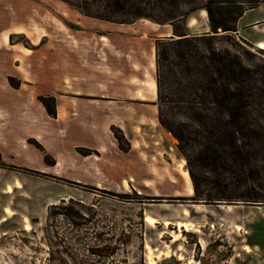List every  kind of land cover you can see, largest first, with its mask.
I'll return each mask as SVG.
<instances>
[{
  "label": "rangeland",
  "instance_id": "obj_1",
  "mask_svg": "<svg viewBox=\"0 0 264 264\" xmlns=\"http://www.w3.org/2000/svg\"><path fill=\"white\" fill-rule=\"evenodd\" d=\"M46 6L47 22L61 19L83 35L73 39V48H84V16L59 0ZM198 11L187 15L185 25ZM254 17L264 19V4L243 21ZM248 32L246 40L236 31L231 40L218 37L217 46L241 53L246 64L264 65V50L252 43L254 34L264 41V20ZM16 41L29 47L23 37ZM67 91L69 104L55 131L46 125L38 141L25 140L35 157L23 154L0 165V264H264V205L193 201L177 141L154 118H144L143 106L137 108L144 117L119 122L134 136L135 163L111 154L84 159V91ZM147 215L154 226L145 222ZM177 222L188 230H178Z\"/></svg>",
  "mask_w": 264,
  "mask_h": 264
},
{
  "label": "crops",
  "instance_id": "obj_2",
  "mask_svg": "<svg viewBox=\"0 0 264 264\" xmlns=\"http://www.w3.org/2000/svg\"><path fill=\"white\" fill-rule=\"evenodd\" d=\"M47 4L42 0H0L2 162L23 154L33 159V153H37L26 145V138L38 141L46 125L51 130L53 124L55 131L60 110L69 104L67 90L80 89L84 91V159L92 156L102 159L111 154L119 161L123 155L121 162L135 163L134 136L119 122H136L143 116L138 114L144 112L137 107L143 106L150 116L143 117L154 118L158 123L155 41L173 37L172 26L146 19L115 24L84 17V48L74 49L73 39L80 41L83 35L59 18L47 22L42 16V9H49ZM252 10L246 11L236 24V34L244 40L248 27L264 20L254 17L243 21ZM185 33L188 36L211 33L204 10L189 19ZM17 37L26 39L29 47L16 41ZM253 37L252 43L264 50L262 38L257 34ZM41 98L51 102L54 117L48 115ZM113 127L128 142L126 152L119 150L111 132Z\"/></svg>",
  "mask_w": 264,
  "mask_h": 264
},
{
  "label": "trees",
  "instance_id": "obj_3",
  "mask_svg": "<svg viewBox=\"0 0 264 264\" xmlns=\"http://www.w3.org/2000/svg\"><path fill=\"white\" fill-rule=\"evenodd\" d=\"M59 1L105 22L170 24L174 36L155 41L158 123L177 141L192 200L264 205V65L246 64L241 53L220 49L216 42L231 40L238 20L264 0H158V16L157 3L151 6L150 0ZM182 5L193 8L185 13ZM197 10L206 12L211 33L188 36L185 19ZM40 101L54 117L47 99ZM111 132L126 152L122 132Z\"/></svg>",
  "mask_w": 264,
  "mask_h": 264
},
{
  "label": "bare ground",
  "instance_id": "obj_4",
  "mask_svg": "<svg viewBox=\"0 0 264 264\" xmlns=\"http://www.w3.org/2000/svg\"><path fill=\"white\" fill-rule=\"evenodd\" d=\"M259 48H261V49H263V46H259ZM183 177H184V179H185V181L187 182V183H189V184H191V182H190V177H189V174H188V172L187 171H184L183 172ZM18 186V185H17ZM125 186H127V184H125ZM128 187V186H127ZM192 189V188H191ZM190 189V190H191ZM192 191V190H191ZM8 192H10V188L8 189ZM6 213H9V211L7 210L6 211ZM184 215H186L187 213L186 212H184L183 213ZM145 222H147L149 225H153L154 223H155V219L154 218H152V217H150V216H146L145 217ZM169 223L168 222H165L164 223V225L165 226H167ZM154 226V225H153ZM176 227H177V229L178 230H180V229H184V230H188V224L187 223H182V222H177L176 223V225H175ZM193 226V225H192ZM24 229L25 230H29L30 229V226H29V224H26L25 225V227H24ZM178 240V235L175 237V238H173V242H176ZM150 250V249H149ZM245 250L246 251H249V248L248 247H245ZM168 252V251H167ZM162 253V252H161ZM158 254V253H157ZM165 255V254H164ZM158 256V255H157ZM160 257V256H159ZM181 258V257H180ZM149 264H152V262L151 261H149Z\"/></svg>",
  "mask_w": 264,
  "mask_h": 264
},
{
  "label": "water",
  "instance_id": "obj_5",
  "mask_svg": "<svg viewBox=\"0 0 264 264\" xmlns=\"http://www.w3.org/2000/svg\"><path fill=\"white\" fill-rule=\"evenodd\" d=\"M235 204H239V203H235Z\"/></svg>",
  "mask_w": 264,
  "mask_h": 264
}]
</instances>
